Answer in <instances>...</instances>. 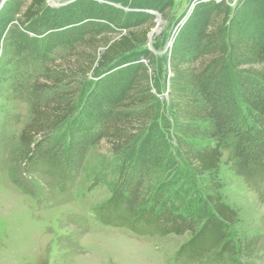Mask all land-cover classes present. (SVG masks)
Wrapping results in <instances>:
<instances>
[{
	"label": "trees",
	"instance_id": "16d2710c",
	"mask_svg": "<svg viewBox=\"0 0 264 264\" xmlns=\"http://www.w3.org/2000/svg\"><path fill=\"white\" fill-rule=\"evenodd\" d=\"M104 1L126 5L130 10L96 0H77L73 15L57 25L52 20L35 28L40 14L46 12L47 0H27L25 4L0 0V99H8L15 90L8 71L11 60H32L40 55L24 32L16 33L7 44L12 27L35 35L59 28L62 30L54 34L58 41L71 24L103 20L101 25H93L105 27L107 33L89 35L85 39L87 48L78 51L72 62L60 65L55 80L46 79L70 90L59 92L53 102L33 107L30 123L19 134V142L26 148L27 167L41 168L47 175L59 171L65 185L71 181L84 147L74 141V134L83 140L88 138L89 143H105L125 157L134 175L101 211L126 220L135 217L140 229L150 234H193V220L176 217L170 207L159 212L153 207L137 210L142 203L143 183L160 165L168 147L166 137L156 132L160 104L151 91L152 76L160 64L143 48L156 26L150 11L161 13L166 21L165 10L170 6L153 0ZM142 60L149 61L151 76ZM162 66H167L170 74L164 106L170 117L168 134L170 130L180 162L201 179L203 195L213 212L202 222L193 243L183 250L187 255H197L221 246L222 252H232L233 244L223 230L239 221L238 213L223 195L222 150L232 140L234 168L251 179L264 172V0H238L233 7L215 0L195 4L178 24L168 56L161 60L160 70L164 71ZM91 73L104 77L78 108L75 89L86 83ZM69 119L76 124L69 130L67 150L51 147L34 160L41 141L63 128ZM178 164L172 168L175 170ZM242 244L243 249L251 245Z\"/></svg>",
	"mask_w": 264,
	"mask_h": 264
},
{
	"label": "rangeland",
	"instance_id": "374dc122",
	"mask_svg": "<svg viewBox=\"0 0 264 264\" xmlns=\"http://www.w3.org/2000/svg\"><path fill=\"white\" fill-rule=\"evenodd\" d=\"M26 1L18 0L20 4ZM75 1L47 0L46 12L40 14L39 24L34 27L48 25L52 20L57 25L63 18L70 17L77 10L72 9ZM96 1L112 4L123 11L130 10L126 5ZM153 1L170 6L165 10L166 21L161 13L150 11L156 26L143 48L161 65V60L168 56L178 24L183 23L195 4L209 0ZM215 1H226L233 7L238 0ZM98 23L101 25L103 20L89 19L71 24L62 31L64 36L58 41L54 34L62 29L57 26L58 29L42 35L22 31L19 26L12 27L9 32L7 44L16 33L24 32L34 41L32 47L40 55L32 60L25 57L11 60L8 71L15 90L12 89L8 99H0V264H264V172L252 179L241 175L234 168L232 140L222 150L220 167L224 199L238 213V224L223 230L227 241L233 244L232 252H222L221 246L197 255H187L183 250L193 243L202 222L212 217L213 212L203 195L201 179L180 162L170 130L168 134L170 117L167 106L164 107L170 75L167 66H162L164 71H161L159 65L154 74L149 61L142 60L147 65L148 75L153 73L151 91L160 104L156 132L166 137L168 147H165L160 165L143 183L142 203L137 210L142 206L153 207L159 212L170 207L176 217L193 220L195 233L150 234L140 229L135 217L126 220L104 214L101 209L117 190L125 189V182L133 180L134 175L132 165L129 167L124 162L125 157L114 153L105 143H89L88 138L84 141L74 134V141L83 143L84 147L72 179L65 185L59 171L47 175L41 168L30 170L27 167L26 148L20 144L19 134L30 123L33 107L53 102L59 92L70 90L46 79L55 80L60 65L67 60L72 62L79 56L78 51L87 48L85 39L89 35L107 33L105 27L93 25ZM103 77L91 73L86 83H81L78 90L74 88L78 91L75 97L78 108ZM73 124L76 123L69 119L63 128L42 140L34 151V160L51 147L67 150L68 133ZM177 162L179 166L174 170L172 165ZM243 242L245 247H248L246 242L251 245L243 249Z\"/></svg>",
	"mask_w": 264,
	"mask_h": 264
}]
</instances>
